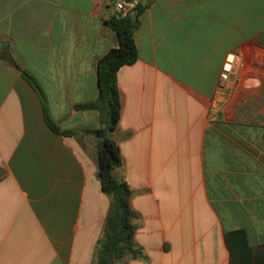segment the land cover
Here are the masks:
<instances>
[{
	"label": "crops",
	"instance_id": "crops-1",
	"mask_svg": "<svg viewBox=\"0 0 264 264\" xmlns=\"http://www.w3.org/2000/svg\"><path fill=\"white\" fill-rule=\"evenodd\" d=\"M140 4L112 138L144 258L121 264H240L244 247L264 264V0ZM117 14L113 0H0V55L16 62L0 59V264L95 261L111 201L100 114L77 106L99 97Z\"/></svg>",
	"mask_w": 264,
	"mask_h": 264
},
{
	"label": "trees",
	"instance_id": "trees-1",
	"mask_svg": "<svg viewBox=\"0 0 264 264\" xmlns=\"http://www.w3.org/2000/svg\"><path fill=\"white\" fill-rule=\"evenodd\" d=\"M113 1L117 4L118 0ZM138 1L131 12L120 17L117 14V16L106 22V26L115 34L117 46L112 48L98 62V99L77 106V109L96 110L100 114V128L92 131V135L95 137L97 175L102 191L111 201L103 235L98 241L93 264H121L129 258H144L141 248L135 241L139 214L132 207L133 193L128 183L117 174V170L122 166L123 161L120 146L112 138L114 131L119 126L122 113L121 94L117 80L118 72L122 67L133 65L138 60L134 32L139 26V17L144 10L140 0ZM0 59L16 66V62L8 50H4L0 55ZM23 74L29 82L35 83L34 78L28 72L24 71ZM45 118L53 131L65 135L73 134L70 131H62L51 119L46 107ZM239 236L241 235L234 234L233 236H227V238L230 242V237L236 238ZM241 249L249 254L248 248ZM246 256L243 257L240 264H251Z\"/></svg>",
	"mask_w": 264,
	"mask_h": 264
},
{
	"label": "built area",
	"instance_id": "built-area-1",
	"mask_svg": "<svg viewBox=\"0 0 264 264\" xmlns=\"http://www.w3.org/2000/svg\"><path fill=\"white\" fill-rule=\"evenodd\" d=\"M137 5V1H129V0H118L116 4V10L119 14L124 15L126 13L131 12L135 6ZM233 70V59H227L226 64L223 67L221 80L227 81L229 79L230 74Z\"/></svg>",
	"mask_w": 264,
	"mask_h": 264
},
{
	"label": "water",
	"instance_id": "water-1",
	"mask_svg": "<svg viewBox=\"0 0 264 264\" xmlns=\"http://www.w3.org/2000/svg\"><path fill=\"white\" fill-rule=\"evenodd\" d=\"M121 16V14L119 15V17Z\"/></svg>",
	"mask_w": 264,
	"mask_h": 264
}]
</instances>
